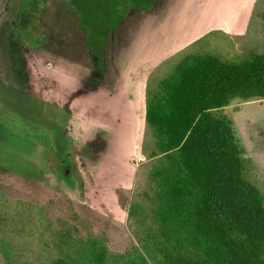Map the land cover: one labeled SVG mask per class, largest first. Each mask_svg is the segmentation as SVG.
<instances>
[{
	"label": "rangeland",
	"instance_id": "obj_1",
	"mask_svg": "<svg viewBox=\"0 0 264 264\" xmlns=\"http://www.w3.org/2000/svg\"><path fill=\"white\" fill-rule=\"evenodd\" d=\"M53 52L80 59L84 85L51 89ZM262 53L264 0H0V264H54L66 200L112 253L146 246L149 87L194 54ZM215 114L264 195V99Z\"/></svg>",
	"mask_w": 264,
	"mask_h": 264
},
{
	"label": "trees",
	"instance_id": "obj_2",
	"mask_svg": "<svg viewBox=\"0 0 264 264\" xmlns=\"http://www.w3.org/2000/svg\"><path fill=\"white\" fill-rule=\"evenodd\" d=\"M234 99H264V53L241 63L194 54L152 84L147 245L112 253L66 200L54 264H264V195L247 178L231 123L215 114Z\"/></svg>",
	"mask_w": 264,
	"mask_h": 264
},
{
	"label": "crops",
	"instance_id": "obj_3",
	"mask_svg": "<svg viewBox=\"0 0 264 264\" xmlns=\"http://www.w3.org/2000/svg\"><path fill=\"white\" fill-rule=\"evenodd\" d=\"M62 53L53 52L49 54L51 63L49 62V66L47 68L49 70L48 74L50 75V78L47 82L49 85H52L51 89L54 91H67L68 89H71L70 91H72L75 88H78L77 85L80 86L85 82L89 72L85 66L83 68L82 63L79 61L80 59L76 60L78 59L76 56L70 58L71 56H67ZM113 59L111 58L110 60ZM41 75L42 73L39 72L38 76ZM42 77L43 75L39 81H44L42 80ZM129 106L133 107V104H130L129 102Z\"/></svg>",
	"mask_w": 264,
	"mask_h": 264
}]
</instances>
